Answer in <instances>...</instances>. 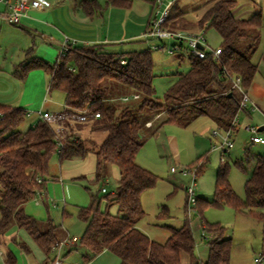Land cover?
<instances>
[{
    "label": "trees",
    "instance_id": "16d2710c",
    "mask_svg": "<svg viewBox=\"0 0 264 264\" xmlns=\"http://www.w3.org/2000/svg\"><path fill=\"white\" fill-rule=\"evenodd\" d=\"M103 1L77 0L76 3L90 17L103 15L108 6L128 8L133 3L132 0ZM148 1L154 8L155 0ZM205 4L209 6L197 23L200 29H214L219 34L220 60L212 56L198 58L187 52L179 54V61L187 59L190 69L176 73V81L163 98L156 95L151 49L118 52L109 50V43L70 44L67 52L54 62L34 55V46L26 50L27 57L15 67L17 77L23 79L31 69L43 68L50 74L49 90L65 93V110L87 108L91 114L100 112V117L90 116L82 122L69 117L58 124L40 118L22 131L18 127L28 116V111L19 106L0 104L3 115L0 118V244L7 245L10 240L25 252L31 251L24 240L8 234L16 225L26 230L47 260L50 259L53 246L61 240L60 225L50 216L45 229L42 228L40 220L27 213L23 204L38 192L46 191V177L54 155L58 154L62 163L70 158H84L90 152L97 156L94 183L105 181L111 164L119 167L120 177L114 192L103 191L104 186L95 191L87 186L90 201L78 207L79 219L86 222L80 244L87 249L89 258L109 250L119 257L120 264H183L185 261L187 264H231L232 237L227 235L224 225L204 218V211L212 206H229L252 215L261 223L264 234V153L250 150L235 161L244 172L252 167L245 181L244 198L232 187L230 164L225 158L221 159L218 168L213 198L196 197L197 211L208 233L209 251L205 262L196 254L195 234L188 219L179 228L168 226L170 235L165 242L150 239L139 227L145 216L141 196L159 179L155 172L137 162L147 140L165 124L187 127L202 116L210 117L218 127L230 128L241 111V94L231 88L228 74L239 75L247 90L258 71V64L252 57L262 37L263 13L256 12L249 18L238 17L234 13L235 0H208ZM184 15V9L175 1L166 25L175 30ZM223 68L228 74L222 73ZM106 79L125 84L133 91L124 95L139 94L137 99H142L137 109L153 112L156 117L160 114L157 120L147 126L149 115L138 117L136 106L111 104L122 101L120 97L124 95L114 97ZM58 125L62 127V134ZM88 127L92 132L105 133L104 138L100 142L94 138L85 139L82 131ZM208 160L206 154L198 157L201 161L198 174ZM114 204L118 206L117 213L111 212ZM164 210L160 212L161 216L167 212L166 206ZM53 261L51 259L49 264ZM16 262L13 251L6 249L5 263Z\"/></svg>",
    "mask_w": 264,
    "mask_h": 264
},
{
    "label": "rangeland",
    "instance_id": "374dc122",
    "mask_svg": "<svg viewBox=\"0 0 264 264\" xmlns=\"http://www.w3.org/2000/svg\"><path fill=\"white\" fill-rule=\"evenodd\" d=\"M65 1L70 2L73 0ZM101 1L104 3L103 0ZM176 1H178L182 6V9H184L185 15L184 20H178L175 30H201L197 21L202 16V10L206 7L207 4L205 3L208 0H184L185 4H183L180 0ZM132 2V6L128 8L111 6V8H113V13L111 16L110 25H112L114 29L126 28L128 29V33H131L132 35L137 33L140 34L138 36H133L126 39L123 43H109L107 47L111 51L118 52L151 49L154 59V72L156 74L154 81L156 94L159 98H163L165 92L170 87L171 82L169 83V81H172V75L177 71H188L190 69V63L187 59L184 61H179L177 54L169 53L168 49L173 43V40L166 39L164 41L167 44V48H152V44H158L159 42L156 40H145L142 37V33L146 30V25L148 24L149 20L154 17L157 11L158 16L162 14V9L155 7L153 8L152 4L148 0H132ZM108 7L106 9H108ZM235 10V15L241 18H249L256 12H262L264 15V0H235L234 11ZM206 32L209 43L214 46L218 45L219 35L216 33V31L214 29H209ZM261 33L262 37L260 43L252 57L254 62L258 64V71L251 86L247 89V94L249 98L255 103L257 109L254 111L251 109L247 111L241 110L239 112V125L233 136L234 146L227 152L225 156V160L230 164L229 179L232 187L242 198L245 197V181L250 175L252 167H249L248 171L244 172L235 165V161L237 159L243 158L245 156L246 150H250L254 153H264V145L252 143L250 138L251 134L243 127L248 121H251L254 124L264 123V25L261 28ZM105 83L111 87V92L114 96L116 95V88L112 87L113 84L126 87L125 84L116 82L112 79H106ZM131 91L132 90L128 88V92ZM53 94L55 98L56 96H59L61 99H63V102H65V93L62 90H53ZM141 99L138 101L133 100V102L130 100L128 102L115 101L110 103L118 107L122 106L124 103L133 105L134 108L136 106L135 114L138 117L142 118L143 115H149L150 118H155L157 120L158 116L156 117L153 112H143L140 109H137V105L141 102ZM57 105L59 110L50 112L58 113L64 110V108L62 109L63 105ZM34 116L36 115H33V117ZM30 121L31 118L27 116L20 124L18 129L25 131L28 129ZM174 125H176V128H178V142L180 141L182 152H179L176 157L173 153L165 154L163 159L164 161L160 164H151L152 161L148 163L143 160L146 166L153 167V170L155 169V173L159 176V179L156 185L151 189L149 193V199L144 203L143 209L145 211V216L141 220V226L146 232L148 231L149 234H147L152 239L164 242L170 235L168 226L179 228L188 219L195 234L196 254L200 260L202 259V261H206L209 251L207 233L205 232L203 234L202 227H200L202 223L200 215L197 211L196 203L188 204L187 188L192 184V175L190 173L187 175L183 174L180 170L172 171L171 168L176 167L180 169L182 167H187L191 170H194L196 165L201 164V161H198V157L201 154L208 155L209 160L206 166L204 167L203 171L197 175L195 192L196 196L198 197L212 199L215 189L216 175L222 159V150L219 147L220 143L222 142V138L220 136L213 137L211 135L213 130L218 129V126L210 117L207 116L198 118L187 127L177 124ZM169 128L172 127H167L166 130H169ZM184 128H187V130L185 131ZM221 133L223 134V132ZM82 135L85 139H88V141L90 137H97L98 139L100 138V140H102L105 136V133L97 132L93 135L90 128L88 127L85 129V131H82ZM191 135H193V141L190 139ZM87 144L89 145L90 143L87 142ZM196 146L201 148V150H199L201 154L198 153L199 155L197 153H192V151H195ZM140 152H142V150H140ZM151 152L153 153L154 150ZM140 154H138L137 157H139ZM90 156L93 155L89 153L84 158H70L61 163L58 154L54 155L51 158L49 164V170L46 177L47 180H51L53 175H59L58 173L61 166L71 164V166L75 168L81 161H85L86 158H89ZM180 157L184 158L181 160L182 162L178 160ZM188 160L191 161L187 162ZM79 182L84 188L90 186L94 191L102 186H105L108 189V192L116 189L118 184V180L113 171L108 172L104 182H89L87 178H83V180L81 179ZM40 194L41 192H38L34 198L40 200L39 198L42 196L43 199L46 200L44 192L41 195ZM48 199L50 206H52V210L56 212L57 217L56 220L53 221L54 223L58 222V225H60L61 234L62 231H66V236L69 239H72L74 236L78 238V241L74 243L75 248L67 257H65V255L68 249L65 246L61 249L60 257L62 256L64 262H67L68 264H120L119 257L111 251H106L98 254L95 257L89 258L87 249L80 244V238L86 229V222L79 219L78 207L67 205L64 215L63 208L65 200L63 195H53L50 193L48 195ZM165 206L167 212L161 216L160 212L164 210ZM51 217L53 219L52 215ZM204 218L208 222H218L224 225L227 230V235L232 237L233 245L231 264H258L255 261V258L259 257L264 251V234L261 223L258 222L252 215L246 212L236 211L229 206L223 208L212 206L204 211ZM21 232L22 236L20 238L17 230H15V232L10 235H17V238L19 239H27L28 234H26L24 230ZM66 236L62 237L61 239H64ZM8 243H11V245L13 244V250H15L14 252H16L17 255L16 264H25L20 247L13 241L8 240ZM7 248V245L3 243L0 244V264H6L5 254L2 256L1 252H6ZM56 254L57 253L51 252L50 259L46 260L44 264H49L51 259L55 258ZM31 260L34 259L32 258ZM183 264H187L186 261L183 262ZM259 264H264V260Z\"/></svg>",
    "mask_w": 264,
    "mask_h": 264
},
{
    "label": "crops",
    "instance_id": "0c3cea01",
    "mask_svg": "<svg viewBox=\"0 0 264 264\" xmlns=\"http://www.w3.org/2000/svg\"><path fill=\"white\" fill-rule=\"evenodd\" d=\"M47 1L48 4L43 8L28 9L20 24H12L5 19L7 6L0 0V104L25 108L28 111V117L31 118L29 126L35 124L40 119V111H57L59 110L57 104L63 105L62 109H65V102H63V99L59 96H56L55 98L53 91L49 90L50 74L43 68L31 69L27 76L23 79L14 74L16 65L24 61L27 57L26 50L30 46H34V55L54 62L57 60L61 47L66 39L69 40L70 44L123 43L126 39L140 34L137 33L132 35L131 33H128V29L126 28L114 29L113 26L110 25L113 13V8H111V6L108 7L109 15L108 9H106L103 15L90 17L83 13L77 6V0L70 2H66L65 0ZM180 1L185 4L184 0ZM208 6L209 4L206 5L201 14L205 12ZM234 12H236V10ZM147 26L148 24L146 27ZM220 41L221 38L219 36L218 45H220ZM176 73L172 75V81H169V83L171 82L170 86L177 79ZM112 87L116 88V95L114 96L112 93V95L116 98L124 94L133 93V91L128 92V87L122 85L113 84ZM131 102H133V100H131ZM1 113L2 112H0V114ZM33 115L36 116L33 117ZM148 120H152V122H154L156 119L149 118ZM173 125L174 124L172 123L165 124L147 140L144 147L141 149V154L139 153L140 155L137 157L138 164L152 171L153 167L146 166L143 160L148 163L152 161L151 164H160L163 163L165 154L173 153L176 157L179 152H182L180 141L178 142V128H176V125ZM167 127L172 128L166 130ZM58 129L62 134L61 125H58ZM184 129L185 131L187 130V128ZM91 133L94 135V133L97 132L91 131ZM98 133H100V131ZM190 139L193 141V135L190 136ZM95 140L97 142L101 141L100 138L98 139L97 137ZM152 150H154L153 153L151 152ZM199 150H201V148L196 146L195 151H191L193 154H201ZM90 153L93 156H90L89 158L87 157L85 161H81L77 167L74 168L71 164L61 166L58 173L59 175H53L51 180H47V188L44 192L46 200L40 196V198L38 197L40 200L33 198L23 204L27 213L40 220L42 228L45 227L48 217L52 215L53 220H56L57 217L56 212L52 210V206L49 204L50 197L48 199V195L50 193L53 195H63L65 200L63 208L64 215L67 205L80 207L89 203L90 192L87 187L84 188L80 184L79 180L81 179L78 178L80 176H84V179L87 178L89 182H93L95 179L97 156L95 152ZM182 159L184 158L180 157L178 160L181 161ZM189 161L191 160H188L187 162ZM110 171H113L118 180L120 177L119 167L116 164H111L109 166V172ZM153 172H155V169ZM104 188L106 187L104 186ZM151 189L143 192L141 196L142 206H144L145 201L149 199ZM115 190L116 189L111 192H114ZM106 191H108L107 188ZM117 211L118 206L117 204H114L111 207V212L117 213ZM55 224H58V222H55ZM139 227L146 234L148 233V231L146 232L141 226V221L139 223ZM200 227H202V230H205L203 223ZM15 230L18 231L20 238L22 236L21 231L24 229L18 228L15 225L9 230L8 234L10 235L14 233ZM24 231L28 234V237L27 239H21L28 244L31 250L30 252H25L20 248L25 264H44L47 260L46 255L39 248L32 236L26 230ZM66 235V231H62L61 238ZM150 239L152 238L150 237ZM7 247V249L13 251L17 258L16 252L13 250V244L11 245V243H8ZM106 251L109 250H104L103 252ZM1 253V255L4 256L5 252ZM70 253L71 251L67 253L65 257H67ZM31 256L34 260H31Z\"/></svg>",
    "mask_w": 264,
    "mask_h": 264
},
{
    "label": "built area",
    "instance_id": "2783aa9c",
    "mask_svg": "<svg viewBox=\"0 0 264 264\" xmlns=\"http://www.w3.org/2000/svg\"><path fill=\"white\" fill-rule=\"evenodd\" d=\"M7 6V11L5 13V19L12 24H20L23 16H25L26 12L30 8H43L48 4L47 0H1ZM176 0H155V8H161L162 14L158 16V11L154 15L146 28V30L142 33V37L145 40H156L158 44H152L153 49H164L167 48V44L164 42L166 39L173 40V43L170 45L168 49L171 54H182L187 52L188 54H193L198 58H207L208 56H212L215 60H220V56L222 53V47L220 45H212L209 43L206 35V31L201 29L198 31H186V30H173L169 26L166 25L167 18L169 16L170 9ZM70 43L69 40L66 39L63 43L59 56L64 55L69 49ZM125 62V60H122ZM222 73L228 74L227 70L223 68ZM231 79V88L241 94L240 99V109L241 110H255L257 106L255 103L249 98L247 94L246 88L243 86L242 79L239 75H229ZM139 98V94L133 95H124L120 97L123 102H128L131 99ZM109 100H114V98H109ZM40 118L52 123L58 124L60 121L71 118L74 121H86L90 116L100 117V112H96L91 114L89 110L86 109H71L63 110L58 113H52L50 111H40ZM160 114H158L159 116ZM2 113L0 114V118H2ZM152 121L147 122V125H151ZM239 125V115H237L232 121V126L228 129H224L218 127V129L213 130L211 135L213 137L220 136L222 138V142L219 147L222 150V158L224 159L227 152L234 146V133L236 132ZM264 126L262 124H254L251 121H248L243 126L251 134V142L259 143L264 145V128L260 130V127ZM223 132V134L221 132ZM58 137V136H57ZM59 139V137H58ZM60 140V139H59ZM199 165H196L194 170H191L187 167H182L180 169L176 167H172V171L180 170L183 174H191L192 176V184L188 186L187 192L189 195L190 203L196 202V192L195 187L197 184V175H198ZM40 181L41 178L39 177ZM103 191H106V188H103ZM203 230V234H204ZM78 241V238L74 236L72 239H69L67 236L64 239H61L57 244H55L52 248V253H57L53 264H68L64 262L62 256L60 257L61 249L65 246L68 250L74 246V243ZM264 260V251L263 253L256 258L257 263H261Z\"/></svg>",
    "mask_w": 264,
    "mask_h": 264
},
{
    "label": "water",
    "instance_id": "95a60500",
    "mask_svg": "<svg viewBox=\"0 0 264 264\" xmlns=\"http://www.w3.org/2000/svg\"><path fill=\"white\" fill-rule=\"evenodd\" d=\"M263 128H264V126H261V127H260V130H262Z\"/></svg>",
    "mask_w": 264,
    "mask_h": 264
}]
</instances>
